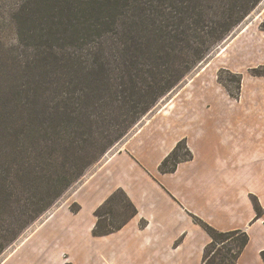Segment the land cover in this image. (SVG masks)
I'll return each instance as SVG.
<instances>
[{
	"label": "trees",
	"instance_id": "trees-1",
	"mask_svg": "<svg viewBox=\"0 0 264 264\" xmlns=\"http://www.w3.org/2000/svg\"><path fill=\"white\" fill-rule=\"evenodd\" d=\"M261 1L25 0L18 19L34 43L13 64L18 75L0 53V254ZM235 83L227 89L238 99ZM191 158L181 140L158 170L174 172ZM136 214L118 189L94 211L92 235L112 234ZM193 219L211 239L202 264H238L246 231Z\"/></svg>",
	"mask_w": 264,
	"mask_h": 264
},
{
	"label": "crops",
	"instance_id": "crops-1",
	"mask_svg": "<svg viewBox=\"0 0 264 264\" xmlns=\"http://www.w3.org/2000/svg\"><path fill=\"white\" fill-rule=\"evenodd\" d=\"M234 43L239 59L264 66V31H241L228 47ZM227 96L234 103L207 91L178 110L155 113L16 249L39 234L32 264H202L211 239L196 217L218 231L244 229L249 241L237 263L264 264V77L245 78L239 98ZM181 140L192 158L159 172ZM118 189L137 214L120 230L94 237V211Z\"/></svg>",
	"mask_w": 264,
	"mask_h": 264
},
{
	"label": "rangeland",
	"instance_id": "rangeland-1",
	"mask_svg": "<svg viewBox=\"0 0 264 264\" xmlns=\"http://www.w3.org/2000/svg\"><path fill=\"white\" fill-rule=\"evenodd\" d=\"M24 2L25 0H0V53L3 54V51L8 52L9 56L12 57L8 59V67L12 68V75H18V68L13 64L24 61L23 57L28 52V50L25 51V49L31 47L34 43L30 37L31 31H28L29 25L21 23L18 19V15L20 14L19 8ZM263 21L264 0H262L243 22L233 29L225 39L217 43L202 62L197 64L186 74L169 93L161 97L152 109L141 117L139 122H137L120 141L111 146L100 159L87 166L78 180L73 182L48 210L29 224L15 241L7 245L0 254V263L6 256L12 253L9 257L11 259L8 260V258L6 260L7 262L5 261L6 263L4 262L3 264H32L34 261L33 258L35 257L34 253H37L34 251L40 246V244L37 243L39 234L35 235L31 241L28 239L16 249L22 240L25 239L29 231H32L37 225L43 222L55 208L64 204H70V195L84 179L96 172L104 159L115 149H118L120 144L129 136L133 135V133H135L147 119L152 118L155 113L162 109H169L172 107V109L178 110L179 107H182V103L186 104L187 101L191 99L196 102L195 99H197V97L200 98L201 94L207 91L213 92V94H219L221 98L220 102L227 101L234 103L233 100L228 98L227 94H229L228 89L232 92L235 90L237 83H235V80L239 81L241 89V83L243 84L245 78L264 77L255 76L252 72L253 69H259L264 73V66H253L252 64H248L247 61L239 59V51L237 50L240 47H238L237 44L234 43L231 47H228L229 43L232 42L241 31H264L260 28ZM219 77L221 82L218 80ZM222 104H220V106H222ZM50 245L49 242L45 244V246Z\"/></svg>",
	"mask_w": 264,
	"mask_h": 264
}]
</instances>
